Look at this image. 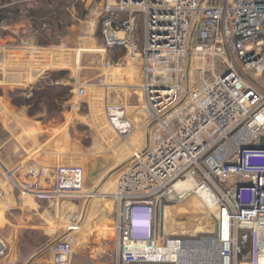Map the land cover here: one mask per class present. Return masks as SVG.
<instances>
[{"label": "built area", "instance_id": "1", "mask_svg": "<svg viewBox=\"0 0 264 264\" xmlns=\"http://www.w3.org/2000/svg\"><path fill=\"white\" fill-rule=\"evenodd\" d=\"M54 1L0 0V14H24ZM101 1V69L118 65L109 55L116 51L125 61L138 59L145 138L111 195L114 264H180L183 256L207 257L212 250L214 264H264V148L241 149L264 143V0ZM36 35L42 37L36 31L29 44L13 48L40 61L51 48L36 44ZM105 78L110 75L91 85L75 80L74 93L81 98L87 86L103 89L105 123L124 142L137 124L122 103L111 100ZM6 174L24 193L82 196L83 170L76 164L28 161ZM185 179L194 188L177 192L175 183ZM198 189L214 206L215 235L196 242L160 236L159 205L176 204ZM137 213L145 218L134 224L141 233L132 235L131 214ZM78 224L65 230L75 232ZM63 238L50 245V264H71ZM193 243L200 244L196 252Z\"/></svg>", "mask_w": 264, "mask_h": 264}, {"label": "rangeland", "instance_id": "2", "mask_svg": "<svg viewBox=\"0 0 264 264\" xmlns=\"http://www.w3.org/2000/svg\"><path fill=\"white\" fill-rule=\"evenodd\" d=\"M100 4V0H87L85 4L82 2V5L78 6V8H74L73 6L71 7L69 4H67L56 7L57 10L51 17L40 16L38 20H48L49 22H47V24H50L51 28H48L47 24L45 23L38 29L31 23L33 26V31H43V33L47 34V36L50 38L51 42L45 44L38 42L36 39V44L42 46H56L59 48L57 50H62L60 47H58L61 44H64L67 47H73L77 45L86 46L85 48H79L80 51H82V49H86V51L83 50L81 53L91 51L89 49L91 46L98 48L99 42L96 40V38L99 39L98 15L100 12ZM53 8L55 7L46 6L43 9L44 11H48ZM23 20L31 22L30 19ZM61 23L62 27L60 29L58 28V24ZM25 30L29 32V28L24 27V31ZM20 31H23V29ZM33 31H30L29 33H31V35H28L25 38L32 36L34 34ZM94 36H96V38H94ZM21 37L22 36L20 34L16 35V38ZM25 38L21 41L19 40L20 44L28 43L27 39ZM17 45H19V43H15L14 46ZM90 53L91 54L88 55L83 54L84 56L82 59L84 68H92V72L88 70L85 71L86 74L84 77L86 81H88L87 84L91 85L92 82H95V79L93 78H97L101 74L107 73L110 75V78H105V81H109L105 82V86H107V88L105 87V89H107V94L110 96L112 101L122 103L129 115L132 117V120L135 119L134 121L137 124L136 131L128 141H133L135 147L136 145L140 146V143L144 145L145 138L143 125L141 123L144 120L142 114L143 98L141 96L140 90L137 88L139 84L137 64L130 59L127 61L123 60L120 52L109 54L111 55V62H117L116 64L119 65L115 66H118V68L122 69L118 71V77L114 79L112 77V73L110 72L115 66H113L110 71H104V69H101L102 58L99 56V54L95 51H91ZM63 54H66L64 56L65 59L68 58L69 50ZM16 58L20 59V57L17 56ZM31 60L32 58L30 60L23 59L19 61V63H28V65H30ZM61 60L63 61L62 57ZM69 60L70 58H68V62ZM16 62L18 61L16 60ZM128 62L129 66L132 64V66L136 67L133 72H128L126 70ZM23 65L24 64H18L17 66L13 67L14 71L18 74H20V72H24L26 68ZM51 68L52 69L49 70L48 73H51L52 71L58 72L59 70L57 69L58 67ZM31 69H34V67L32 66ZM73 77L74 75L70 73L66 74L62 83H56V80L59 79L54 80L50 76L46 75L44 81L42 80V82H40L52 83L55 81L54 83L62 85L64 88H66V90L65 96L61 97V100L58 104L59 107L57 106L58 108L56 110L51 111L45 105L40 104V109L33 115H29L30 117L43 116L44 122L41 124V126L45 127L44 130V128L39 126V132L37 134L38 140L36 136V144H32L30 147H34L39 156L43 159L53 158L48 154V157L44 158L41 151L49 152L53 149V147H57L56 151L57 149L59 150V147L62 146H59L60 142H58V138L56 136L58 135L57 133L61 128H66V135L63 136H65L67 139V143L65 144H67L66 147L68 149L66 152L63 150L62 154H65L67 157H63L66 160H62V162H59V164L79 165L83 170V190L85 189L91 192L97 191L98 195H95L92 198L90 196L89 198H86L84 196L85 192H82V196H80L78 199L59 198L61 202H64L61 204L60 210L61 208L62 210H66V201L73 202V204L76 206L75 210L72 212L67 210L65 219L68 225L73 224L75 221L79 222L78 225L80 230L75 231V233L65 230L68 226L67 223L58 224V221H56L58 212L53 205V197L36 196L35 199L33 198V204L36 205H28L29 211H27V214L22 216L19 224L25 226L26 229H33L32 227H34V229L35 227L44 229L45 227L47 230L44 229V231L50 230L49 234L51 236L45 241V246L43 245L44 247L41 251L42 253H40L43 254L46 252L42 264L51 263L52 251L50 250V245L60 239H65L63 237H66V235L68 236L69 234V239H66V242L69 244V248L72 246H77L78 248L75 249L76 255H74L72 252V255L70 256L71 264H90L91 261L89 259H93V257H96L99 253V264H103L104 262V264H113V229L116 214L115 201L112 199L110 193L114 189L113 186L117 177L123 170H125L126 166L128 165L129 157L132 152L131 149L129 150V148L124 145V142L118 141V139L113 135L111 129L105 123L103 115V97L105 91L93 86H87L86 92H84L85 95L80 98L76 96V93H74V89L72 87ZM68 79L70 80L69 82ZM261 79L262 78H260V80ZM39 85L40 84L37 81L31 86L35 88ZM7 88L8 87H5V89L8 91L6 95L12 97V99H10L12 106L17 109L25 108L26 111H28V106L23 104V100L32 96L33 88ZM15 102L18 103V105L14 104ZM0 108L2 110L1 106ZM75 113L81 117H85V120L77 119L74 115ZM58 125H60L61 128H57ZM46 127L49 129L48 131L46 130ZM54 130L56 131V134L54 137H51L53 134L51 135L50 133ZM138 134H141L139 136L141 142L136 140V136ZM59 154L60 153H58V155ZM34 159L41 161L39 157H35ZM13 189L14 193L16 194L17 190L15 188ZM16 195H19V198L17 200L15 210L12 211L13 214H17L16 212L20 213L22 210L19 209H25L23 206L21 208L23 199L20 198V193L18 192ZM3 206L6 205L3 204ZM159 206L157 230L160 236L170 239L180 238L194 242L200 241L205 237L213 236L211 233L213 228L211 219L205 215L202 203L194 196L187 197L179 204L162 203ZM1 207L2 203L0 201V208ZM10 217L11 214H6V219L9 222ZM213 220L214 219H212V221ZM1 230L2 228L0 227V240L3 238L1 235L6 234V232ZM186 230L190 231L187 233H181ZM192 231L193 233H191ZM81 236H83L84 239L83 241L79 242L81 240ZM191 248L193 251L199 249L197 244H194L191 246ZM198 255V253H195L194 256H183L180 258V264H187V260L189 264H214L213 250L208 254L207 262H203L202 257L198 258ZM84 256L85 258L79 259L80 257Z\"/></svg>", "mask_w": 264, "mask_h": 264}, {"label": "crops", "instance_id": "3", "mask_svg": "<svg viewBox=\"0 0 264 264\" xmlns=\"http://www.w3.org/2000/svg\"><path fill=\"white\" fill-rule=\"evenodd\" d=\"M86 1L87 0H57L54 1L52 4L53 7L55 8L67 4H69V6L71 7L73 6L74 8L76 7L78 8V6L82 5V2L85 4ZM100 3H101L100 4V11H101L102 9L101 0ZM44 7H46L45 4ZM1 14H0V92H1L0 106L2 107V110L0 108V201L2 203V207L0 208V225H1L0 227L2 228L1 231L6 232V234L1 235L3 238L0 242V264H42L46 252L43 254L40 253H42L41 251L45 246V241L48 240L51 236L49 234L50 230L44 231V229H46L45 227L44 229L37 227H35V229L34 227H32L33 229H26L25 226L19 224L21 221L20 219H22V216L27 214V211H29L28 205L31 206L36 205L33 204L36 196L20 191L6 174V169L11 170L21 162H28V161H35L38 165L39 164L51 165L62 162V160L65 161L66 159H64L63 157H67V156L65 154H62V152L63 150L66 152L68 149L66 147L67 144H65L67 143L66 142L67 139L65 136H63L66 135L65 133L66 128L64 127L65 129H63L61 128L60 125H58L57 127V128H61L60 131L57 133L58 135L56 136L58 138V142H60L59 146H62L59 147V150L57 149L56 151L57 147H53V149L50 150L49 152L41 151L44 158H47L48 155L52 156L53 158L43 159L42 157H40L38 152L34 149V147H30V146L32 144H36L35 141L36 138L38 140L37 134L39 132V126H41V124L44 122V117L39 115H38L39 117L37 116L30 117L27 114L25 108L17 109L13 107L11 104L12 102H10V99H12V97L6 95L8 91L5 89V87H8L7 89H11L12 87L16 89H18L19 87L21 88L28 87L29 89L33 88V86L31 85L37 81L38 83L42 82L40 80H43L44 76L47 75L48 73L44 75L42 74L47 70H51L52 69L51 67H58L57 68L59 69L58 71L64 70L67 71V74L70 73L74 75L72 79L73 85L75 80L76 81L78 80L81 83H87L88 81H86L84 77V75L86 74L85 71L88 70L92 72L91 71L92 68L90 67L84 68L82 64V59L84 56L83 54H87V55L91 54L90 53L91 51H95L96 53H98V48L91 46V48L88 47L91 51L81 53L83 50L86 51V49H82V51H80L79 48L80 47L85 48L86 46L77 45L73 47H67L64 44H61L58 47H60L62 50H57L59 48H57L56 46L49 45L48 47L51 49L49 50L48 53L46 54L43 53L39 61L37 56L32 53H25L24 51L21 52L20 49H18L19 50L18 51L15 50V48H13L15 43H19V40L21 41L26 36L31 35V33L29 32L33 31V26L31 25L32 22L29 21L27 22L26 20H20L16 22L9 21L6 20V18H4V16H2ZM61 25L62 23L58 24V28L61 29L62 27ZM24 27L29 28V32H27V30L24 31ZM22 29L23 31H20ZM18 34H20L24 38L22 37L16 38V35ZM33 35L29 37H33ZM29 37L25 39H28ZM94 38H96V36H94ZM35 39H38L37 35L35 36ZM96 40H98L99 42V39L96 38ZM68 50H69L68 58H70L69 62H68V58L66 59L64 58L66 54H63ZM15 54H20V55H15ZM16 56L20 57V59L16 58ZM61 57L63 58V61L61 60ZM31 58H32L31 62H33V64L28 65V63H19V61L23 59L30 60ZM16 60L18 62H16ZM18 64L21 65L24 64L23 66L26 68L25 71L22 73L20 72V74L15 72L13 69V67L17 66ZM32 66L34 67V69H31ZM134 67L135 66H132V64H130L129 66V62H128L126 70L128 72L129 71L133 72L136 69V67L135 68ZM120 70L122 69L118 68V66L112 68L110 73H112L113 75L112 77L114 79L118 77L117 73ZM52 72H56V71H52ZM93 79H95L94 81H96V78ZM63 80L64 78L63 79L61 78L60 80H56L57 81L56 83H62ZM69 81L70 80L68 79V82ZM46 83L48 84V82ZM74 115L77 119L85 120V117H81L77 113H75ZM41 127L44 128L45 130V127L43 126ZM47 128L48 127H46V130L48 131L49 129ZM55 132H56L55 130L51 131L50 134L51 135L53 134V136L51 137L55 136L56 134ZM140 135L141 134H138L136 136V140L141 142L139 138ZM128 140L124 141V145L128 147L129 150L131 149L132 153L136 152L140 148V146L136 145L135 147L133 144L134 142ZM141 144L142 143H140V145ZM58 153L60 154L58 155ZM35 157L36 158L39 157L41 161L35 160L34 159ZM113 187H115V183ZM13 188L17 190L16 194L19 192L20 195L22 196V197L20 196V198L23 199L21 208L22 206L25 208V209H19L22 211L20 213L16 212L17 214H13L12 211H14L16 208L19 195H16L14 193ZM82 192H85L84 196L86 198H88V195L91 193V191L85 189ZM52 200H53V205L57 209L56 211L58 212L57 215L58 217L56 218L57 219L56 221H58V224H62V223L66 224L67 222L65 219L67 215V210L72 212L75 210L76 206L73 204V202L66 201V207H65L66 210H62V208L60 210V206L64 202H61V200L57 197H53ZM3 204L6 206H3ZM6 214H11V217L9 219L10 222L6 219ZM78 230H80V228H78ZM69 237L70 234L68 236L66 235L67 240L69 239ZM83 239H84L83 236H81V240L79 242L83 241ZM114 245H115V235H114ZM75 249H78L77 246L76 247L72 246L70 248L71 255L72 252L74 253V255H76ZM113 255H114V246H113ZM99 257H100V253L97 254L96 257H93V259H89L91 261L90 264H99L100 263V260L98 259ZM82 258H85V256L80 257L79 259ZM113 264H114V260H113Z\"/></svg>", "mask_w": 264, "mask_h": 264}, {"label": "trees", "instance_id": "4", "mask_svg": "<svg viewBox=\"0 0 264 264\" xmlns=\"http://www.w3.org/2000/svg\"><path fill=\"white\" fill-rule=\"evenodd\" d=\"M42 7V6H41ZM27 8L24 11L26 13L22 14L18 12V10L14 11L12 15L8 16L6 20L9 21H19L23 20L25 18H29L30 21L32 22L33 26L36 28H40L43 24H47L49 22L48 20L45 21H39L38 18L40 16H48L51 17L54 12L56 11V8H53L48 11H44L43 7L41 8ZM39 21V22H38ZM48 28H51L50 24H47ZM42 37H38L37 41L40 43H49L51 42L50 38L47 36V34H44L43 31H41ZM116 53H119V51H116ZM121 54V52H120ZM115 58V57H114ZM116 59V58H115ZM116 63V62H114ZM67 74V71L61 70L58 72H51L48 73L47 75L50 76L52 79H63L64 76ZM53 81L52 83H39L40 85L33 88L32 90V96L29 98H26L23 100V104L28 106V115H33L36 111L40 109V104L45 105L49 110H56L59 106V102L61 100V97L65 96V90L62 85L56 84ZM18 105V103H14ZM58 106V107H57Z\"/></svg>", "mask_w": 264, "mask_h": 264}, {"label": "bare ground", "instance_id": "5", "mask_svg": "<svg viewBox=\"0 0 264 264\" xmlns=\"http://www.w3.org/2000/svg\"><path fill=\"white\" fill-rule=\"evenodd\" d=\"M130 60H132L133 62H135L136 64H137V66H138V59H130ZM138 68H139V66H138ZM129 117L130 118H132L130 115H129ZM133 120H135V119H133ZM142 146V144L140 145V147ZM132 154V153H131ZM131 156V155H130ZM174 187H175V189H176V191L177 192H181V191H184V192H187V191H189V190H191V189H193L194 188V182H193V180H191V179H185L184 181L183 180H179V181H177L176 183H175V185H174ZM114 189H115V187H114ZM114 189H113V191L110 193V195H112L113 193H114ZM97 196L98 194H97V191H93V192H91L89 195H88V198H89V196L92 198V197H94V196ZM191 196H194L195 198H197L201 203H202V205H203V207H204V211H205V215H207V217L208 218H210L211 219V222H212V224H213V228H212V230H211V233H212V235H215V232H216V223H215V221L213 220L212 221V219H215V217H214V206H212V204H211V202L209 201V200H207V191L205 190V189H198L197 190V193H195L194 195H191ZM190 197V196H189ZM186 199V198H185ZM185 199H183V200H181V201H179L178 203H176V204H179V203H181L182 201H184ZM114 230V229H113ZM188 231H190V230H186V231H184V232H181V233H187ZM190 233V232H189ZM191 233H193V231L191 232ZM114 235H115V232H114ZM194 244H197V246L198 247H200V244H198V243H193V245ZM212 245V244H211ZM200 249V248H199ZM211 252V251H210ZM209 252V253H210ZM202 260H203V262H207V257H202ZM214 263H215V257H214ZM187 264H189L188 263V260H187Z\"/></svg>", "mask_w": 264, "mask_h": 264}, {"label": "clouds", "instance_id": "6", "mask_svg": "<svg viewBox=\"0 0 264 264\" xmlns=\"http://www.w3.org/2000/svg\"><path fill=\"white\" fill-rule=\"evenodd\" d=\"M145 218V215L142 213L137 214H131V234L136 235L140 234V229H138L136 226H134L136 221L143 220Z\"/></svg>", "mask_w": 264, "mask_h": 264}, {"label": "water", "instance_id": "7", "mask_svg": "<svg viewBox=\"0 0 264 264\" xmlns=\"http://www.w3.org/2000/svg\"><path fill=\"white\" fill-rule=\"evenodd\" d=\"M248 147H251V148H264V143H257V144H253V145H246V144L241 145V149L242 148H248Z\"/></svg>", "mask_w": 264, "mask_h": 264}]
</instances>
